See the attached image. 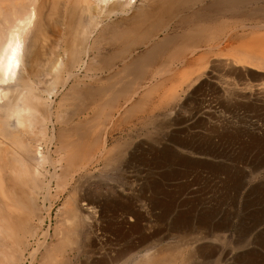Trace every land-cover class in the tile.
<instances>
[{
	"label": "bare ground",
	"instance_id": "obj_1",
	"mask_svg": "<svg viewBox=\"0 0 264 264\" xmlns=\"http://www.w3.org/2000/svg\"><path fill=\"white\" fill-rule=\"evenodd\" d=\"M162 56L179 67L225 68L234 78L221 82L225 91L264 109V0H0V264L26 258L27 235L39 229L32 217L43 220L38 200L50 194L53 181L58 194L77 181L58 208L69 229V239L63 236L76 244L91 222L86 210L96 208L84 201L83 181L92 166L103 165L102 172L110 160L116 162V152L110 154L119 146H109L107 133L144 95L147 87L139 96L137 84L155 82L156 90V83L168 79L172 68L158 65L150 73ZM188 77L191 87L195 77ZM152 92L139 98L138 108ZM42 242L48 257L49 245ZM180 245L164 244L131 264H178L192 255ZM133 250H125L124 264Z\"/></svg>",
	"mask_w": 264,
	"mask_h": 264
},
{
	"label": "rangeland",
	"instance_id": "obj_2",
	"mask_svg": "<svg viewBox=\"0 0 264 264\" xmlns=\"http://www.w3.org/2000/svg\"><path fill=\"white\" fill-rule=\"evenodd\" d=\"M174 64L162 93L152 92L135 118L137 131L107 133L112 135L109 146H119L110 154L116 152L117 160H110L103 173V165L92 166L93 175L83 181L82 191L86 189L79 194L99 210H86L91 222L76 244L66 236L65 212L59 209L77 181L59 194L53 181L50 194L38 200L44 217H32L39 229L27 235L31 244L21 264H124L132 247L131 264L147 251L177 241L192 254L181 264H264V109L225 91L221 82L234 83L225 68ZM191 74L195 78L189 87ZM169 88L174 95L180 91L175 99ZM160 95L168 96L169 104L161 103ZM42 241L51 257L42 255Z\"/></svg>",
	"mask_w": 264,
	"mask_h": 264
},
{
	"label": "crops",
	"instance_id": "obj_3",
	"mask_svg": "<svg viewBox=\"0 0 264 264\" xmlns=\"http://www.w3.org/2000/svg\"><path fill=\"white\" fill-rule=\"evenodd\" d=\"M165 59H166V57H165V56H162V57H161L160 59H158L157 62H155L154 64H157V65H159L160 67H162V70H164V71H165V70H169V69L172 68V67H171L172 65H171L169 62H168V63L164 62ZM162 60H163V61H162ZM161 61H162V62H161ZM163 62H164V63H163ZM162 63H163V64H162ZM168 64H170V65H168ZM159 66H158V69H161ZM154 83H155V82H154ZM164 84H165V83H164ZM137 85H138V84H137ZM137 85H136V88H138V91L136 92V94H137L138 92H141V93H142V89H143L144 87H147L146 89H145V88L143 89V93H144V95L147 94V91H148V93H149L150 90H151V92H152V91H153V92H156V90H158L157 92L162 93V92H161V89H159V86H160V85L158 86L157 83L155 84V85H156L155 89L158 88V89H156V90H154V88L151 87V86H154V84L150 85V82H149V81H145L144 83H141L140 86H137ZM143 85H144V86H143ZM145 85H146V86H145ZM161 86H163V84H161ZM161 86H160V87H161ZM139 87H141V88H139ZM148 87H149L150 89H148ZM151 88H152V89H151ZM144 90H145V92H144ZM136 94H135V95H136ZM135 95L133 94V96H135ZM137 95L140 96V93H138ZM142 95H143V94H141V96H142ZM144 95H143V97H144ZM141 96H140V97H138V96L135 97V99H134V100H135V101H134V102H135L134 109H133V107L131 106V103H130L129 101H126L124 107L127 108V107H130V106H131L130 109L132 110V113H133V114H132V113H131V114H132L133 116H132L131 114H129V112H128V114L125 113L124 116H125L126 114H127L128 116L126 115V116L124 117V118H125V119H124V118H123V115H121V117H120V118L118 119V121H117V124H118V122H119L120 126H119V124H118V126L116 125V126H117V129H118V127H119V129L117 130V129L115 128V130H112V132H113V131H115V132H116V131H118V132H119V131H120V132H135V131H137V130L135 129V127L138 126L139 124H137V123L135 122V118H136V117H137V118L139 117V111L137 112V110H140V111L142 110V108H138V106L141 107V105H140V101H141L140 99H141ZM129 98H130V97H129ZM139 98H140V99H139ZM149 98H150V97L148 96V97L146 98V100H145V101H146V102H145L146 104L144 105L145 108H146V105L149 103V100H150ZM124 99H125V98H124ZM139 100H140V101H139ZM126 104H127V105H126ZM142 104H143V103H142ZM144 107H143V108H144ZM126 108H124V109H126ZM137 108H138V109H137ZM130 109H128V110L130 111ZM123 111H124V110H123ZM133 111H135V112H133ZM129 115H130V116H129ZM126 117H127V118H126ZM128 117H129V118H128ZM121 120L123 121L124 124H123V123L121 124V122H122ZM108 124H109L110 128H112V127H111V126H112V123L110 122V123H108ZM116 126H113V128L116 127ZM138 131H139V130H138ZM109 132L112 133L110 130H109Z\"/></svg>",
	"mask_w": 264,
	"mask_h": 264
}]
</instances>
